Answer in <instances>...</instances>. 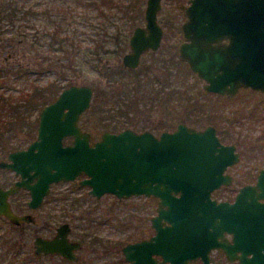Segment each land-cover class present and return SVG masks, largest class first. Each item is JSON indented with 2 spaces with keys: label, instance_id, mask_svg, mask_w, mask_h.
<instances>
[{
  "label": "water",
  "instance_id": "obj_1",
  "mask_svg": "<svg viewBox=\"0 0 264 264\" xmlns=\"http://www.w3.org/2000/svg\"><path fill=\"white\" fill-rule=\"evenodd\" d=\"M158 8L159 0L146 1L145 27L133 29L130 49L121 56L123 66L134 68L145 48L158 46ZM182 10L177 58L202 81L201 89L225 96L241 88L264 94V0H189ZM91 96L89 85L68 84L40 108L34 140L0 161V167L19 174L11 186L0 187L1 215L15 224L30 221L29 215L11 211L8 194L27 189V205L34 208L50 183L83 173L78 184L86 185L90 195L158 198L157 214L151 218L154 234L121 247L128 264H187L195 257L212 264L208 251L217 247L237 264H264V167L254 185L239 188L232 203L216 202L209 192L228 182L222 170L238 153L233 145L219 142L212 125L196 129L178 123L158 136L130 128L103 130L90 144L79 120ZM66 136L72 141L62 144ZM67 230L61 224L50 238L35 235L33 252L74 260L78 242L68 240ZM224 232L231 234L230 241ZM152 253L161 260L155 262Z\"/></svg>",
  "mask_w": 264,
  "mask_h": 264
},
{
  "label": "rangeland",
  "instance_id": "obj_2",
  "mask_svg": "<svg viewBox=\"0 0 264 264\" xmlns=\"http://www.w3.org/2000/svg\"><path fill=\"white\" fill-rule=\"evenodd\" d=\"M39 1L46 3L49 0ZM63 2L65 1L63 0ZM167 7L168 4L164 5L165 9L159 14V18L162 19L163 17L164 19V15L168 14ZM103 11L106 13V8ZM171 11L169 10V12ZM74 12L75 21L68 26L67 30H70L76 38L75 40H78L83 46L90 45L93 39L99 36L97 32L100 34L105 32L108 35L107 33L113 32L116 25L127 21L119 17L118 11H113L112 14L106 13L109 14L107 18L96 14V9L84 12L82 9L76 8ZM175 21L178 22L177 16ZM16 23L19 29L29 35L43 31L44 28H52V26L47 25L45 19L27 20L24 17L21 20L18 19ZM135 23L142 25V18L136 20ZM1 28L4 29L5 36H9L15 26L2 21ZM175 36L177 38L179 35L175 34ZM106 38L109 39L108 36ZM171 38H173L172 34L164 37L161 45L154 52L143 53L138 66L137 75H142L139 81H135L138 78L130 76L127 72L117 74L121 70L119 69L120 66H122L121 55L127 51L126 42L121 45L124 50L121 48L114 53H104L96 68L90 69L85 63H78L74 66L75 70H70L69 73L59 69V71H45L39 76H35V82L40 86H50L49 83H53L48 90L43 89L41 95L37 94L38 96L35 95L28 101L20 100L21 106L24 107L21 109L23 112L20 118L14 121L7 116L2 118L5 126L0 134V158H4L5 152L13 147L25 146V142L29 140L27 134L32 137L35 135L40 101L50 97L52 90L57 88L56 86H67L70 82L69 84L89 85L93 91L90 105L81 114L79 120L81 128L90 133V141L97 139L103 130L114 126L115 121L124 120L129 124V127L135 130L142 128L143 125L145 127L155 126L158 122L162 123L158 126L159 128L165 127L166 129H172L175 123L180 120L197 128H201L207 123L215 125L216 122L219 124V126L217 125L219 129L225 128V131L221 133L225 141L237 143V148L241 152L238 164L234 166V171L237 169L240 172L246 171L247 175V172H255L264 166V143L262 142L264 140V95L258 91L245 88L239 89L230 97L204 92L201 89L202 81L195 74L191 71H181L182 65L173 62L172 58H177L176 50L173 46L167 50V43H172ZM107 45L112 46L111 43H107ZM24 48L26 49V45L23 43H14V41H6L1 38L0 67L6 69L33 68L34 58L30 52L24 53ZM154 59H157L159 63L152 62ZM157 64H160L159 68L155 66ZM103 65L108 68L107 75H104L102 71ZM100 69L101 71H99ZM136 71H134L135 74ZM1 75L0 91L4 95L10 94L17 98L21 89L26 90V75L16 77L9 73L6 80H3ZM114 76L120 79L116 81ZM94 91L99 94L95 101ZM102 91L105 93L102 94ZM31 105H33L32 109H30ZM216 112L225 117L220 120L216 117ZM106 126L107 129H104ZM156 127L153 128L157 129ZM11 179L13 176L9 170L0 169V185L7 186ZM238 179L241 181L246 178L239 177ZM50 188L49 198L45 201L43 208L32 212L35 221L33 224L23 226V234L18 233L16 228L14 229L0 217V264H24L16 261L13 250L17 249L21 253L30 254L33 236L36 234L51 235L58 221L64 219L63 213L65 214V212L93 218L96 222V224L92 222L95 226L89 228L92 230L90 234L87 233L86 228H79L74 225L71 232L72 236L81 233L84 235L85 242H88L92 235L102 240H108L105 250L109 253L106 257L104 252L99 253L101 249L98 248L94 254H99L98 259H91V249H84L81 252V264H89V260H91L90 264H106L105 259L108 260L109 264H124L120 253L121 245L135 239L141 233H149V230H146L148 220L142 224L139 221L141 215L147 219L152 212L149 204L153 205L154 202L150 201L149 198L132 196L127 199H117L112 194H103L99 198H94L87 193L88 187L77 185L76 180L51 185ZM226 194V190H219L212 195L218 198ZM23 195L22 197L19 196V201L26 198ZM56 196L58 198L53 200ZM142 207L143 210L141 211ZM46 214L55 217L56 220L53 225H49L50 227H45L42 221ZM126 221L130 226L128 229H123L122 224H126ZM77 222L82 221H72L74 224ZM10 238L15 241V246L9 245L8 239ZM102 243L104 247L105 243ZM88 244L90 245L89 242ZM219 255L218 252L214 251L211 253V259L214 260ZM35 262L38 264H66L62 263L59 257L52 255L39 256L31 263L35 264Z\"/></svg>",
  "mask_w": 264,
  "mask_h": 264
},
{
  "label": "trees",
  "instance_id": "obj_3",
  "mask_svg": "<svg viewBox=\"0 0 264 264\" xmlns=\"http://www.w3.org/2000/svg\"><path fill=\"white\" fill-rule=\"evenodd\" d=\"M64 1L65 2H63V0H53V2H50L49 0L46 1V3H40L39 0H0V39L3 38V40L6 41H14V43H23L24 45H26V49L24 48V53L30 52L31 56H33L34 58L33 68L28 69L26 67H20L18 69H6L4 67H0V74H2L1 77L3 80L7 79L9 73L15 75L16 77L25 75L27 76L26 90L21 89L17 98H14L10 94L4 95L3 92L0 91V134L1 131H3V127L5 126L3 125L4 121L2 120L4 116L9 117V119L12 118V121L20 118V115L23 112L21 111V109L24 108L23 106H21L20 100L24 101L25 99L26 101H28L29 98H33V96L37 94L41 95L42 90H48V88L53 83H49L50 86H40L37 84V82H35V76H39V74L45 71H59V69H62V71H67L66 73H69L70 70H75L74 66L78 63H85L90 69H93L97 67V63L104 53H114L116 52V50H118V48L114 46H111L112 48L109 47L107 43L112 44L118 41L120 42L123 34L119 32H113L112 34L107 33L108 35H106L105 32H102L101 34L100 32H97L99 36L97 38H94L93 42L90 45L83 46L78 40H75L76 38L72 35L70 30H67L68 26L75 21L74 10L76 8H80L84 12H90V10L96 9V14L103 18H107L108 15L102 10V6H110L111 0ZM70 4H72V6H70ZM71 7L72 9H70ZM24 17H26L27 20L45 19V21H47V25L52 26V28H44L43 31L34 32L29 35L27 32L22 31L21 29H19V27H17L18 25L16 21L18 19L21 20ZM2 21L7 22L11 26H15L9 36H5L4 29L1 28ZM107 36L109 37V39L106 38ZM119 50L121 49L119 48ZM172 59L176 64L182 65L183 69H180L181 71L184 72L185 70L186 72H190L185 62H182L177 58V60L174 58ZM152 62L158 61L157 59H154L152 60ZM155 66L159 68L160 64H157ZM101 68L104 75H107L108 68L104 65ZM138 68L139 67L135 69H128L122 68V66H120L119 69L121 70L117 74L127 72L130 76L138 78L135 79V81H139V78L142 75H137V73L139 72ZM99 71H101V69ZM134 71H136V74ZM118 79L120 78L116 77L115 80L117 81ZM69 83L70 82H68V84ZM64 86L65 85L56 86L57 88L52 90L50 97L40 101L38 110L47 102L53 100L58 91ZM133 88L135 87L133 86ZM101 93L104 94L105 91H102ZM97 97H99V94H96V92L94 91V101ZM32 107L33 105L30 106V109H32ZM113 125L114 126H112L110 129H107V126L104 127V129L110 131H118L125 126H128L129 124H127L126 121L123 120L119 122L115 121ZM144 127L145 126L143 125L142 128ZM31 138L32 136H29V134H27V139ZM15 228L17 229L18 233H24L23 226L14 227V229ZM8 241L10 246H15V241L12 240V238L8 239ZM13 256L15 257L16 261L24 264H32L31 262H33V260L37 258L32 253L24 254L19 252L17 249L13 250ZM35 264L38 263L35 262Z\"/></svg>",
  "mask_w": 264,
  "mask_h": 264
},
{
  "label": "flooded vegetation",
  "instance_id": "obj_4",
  "mask_svg": "<svg viewBox=\"0 0 264 264\" xmlns=\"http://www.w3.org/2000/svg\"><path fill=\"white\" fill-rule=\"evenodd\" d=\"M146 1L147 0H144V2H143V0H111L110 6H108V7L107 6H102L104 9L106 8V11H107L106 13H111L112 14L113 11H118L120 13L119 17L124 18V20H127L126 22H123L122 24H119V25L115 26L113 32H119V33H121L123 35H122V38H121L120 42L118 41L116 43H112V46H114V47H116L118 49L119 48L123 49V47H121V45L126 42V48H127L126 52L129 51L130 47H129V44H128V40H129V37H130L133 29L135 27H142V28L145 27L144 11H145V8H146ZM188 3H189V0H159V8L155 12V19H156L157 24L160 27V30H161V35H160L158 46L155 49L145 48L140 53L138 64L134 68H129V67L123 66L122 63H121L122 67L123 68H128V69L137 68L139 66V64H140V58L142 57L143 53L147 52V51L154 52L161 45V42H162L163 38L168 36V35L170 36L171 34L173 36V38H171V42L172 43H170V42L167 43V46H168L167 50H170L171 47L173 46V48H174V50H176V54H177V47H178L179 43L183 40L182 39V35H181V30H180V23L184 19L182 7L184 5H187ZM167 4H168V7H167L168 8V14L164 15L165 16L164 19H163V17L161 19V18H159V14L162 13V11L165 9L164 5H167ZM142 5H143V8H141ZM171 9H172V11H171ZM169 10L171 12H169ZM176 16L178 18V22L175 21ZM139 18H142V20H143V24L142 25H139V24L135 23V21L138 20ZM113 32H110V34H112ZM125 33L127 34V36H126ZM145 33H147V32H145ZM175 34H178L179 36L176 38ZM245 89H247V88H245ZM261 94H263V93H261ZM220 96H225V95H220ZM227 97H230V96H227ZM216 117H218L221 120V118L223 119L225 116L224 115L220 116V114L216 112ZM178 123H184V124H186L188 126H192V127L196 128V129H199V128H197V127H195L193 125H190V124H188V123H186L184 121L176 122L172 129H166L165 127L159 128L158 126L162 125V123H160V122H158L155 126L144 127V128H140L138 130H135V129L129 127V125L123 127L122 129L130 128V129H132V130H134L136 132H140V131H143V130H148L152 134H154L155 136H158L161 131H171V130H173ZM214 124L215 125L207 123V124H204L203 127H205L206 125H212L214 127V131H215V134H216L219 142L224 144V145H228V144L233 145L234 146V151H236L238 153V159L235 162H233L231 164H227L225 166V168L222 170V174H227L228 175V182H222L217 187L211 189L210 192H209V197L211 199H214L216 202L225 201L227 203H232L234 201L235 195L237 194V192H238L240 187L245 186V185H254L255 184L256 176L258 174V171L264 166L258 168L255 172H251V173L247 172V175L245 173L246 171H241L240 172L238 169L236 171H234V169H235L234 166H236L238 164L241 152L237 148V145H236L237 143H234L233 141H225L224 136L221 135V133L223 131H225V128H222V130H221V129L218 128V126H219L218 123L215 122ZM79 126H80V124H79ZM153 127L154 128L156 127L157 129H154ZM203 127H201V128H203ZM80 129L81 130H85V129H82L81 126H80ZM85 131H87V130H85ZM111 132H117V131H111ZM35 136H36V132H35V135L31 139H29V140H27L25 142V146H22V147L16 146V147H13V148L9 149L7 152H5L4 158H0V161L1 160L2 161L3 160L4 161L7 160L6 159L7 158V154L10 151L26 148L27 145L32 140H34ZM94 140H96V139H94ZM94 140L90 141V133H89V143L91 144ZM23 141H25V140L23 139ZM23 141H21V142H23ZM71 141H72V137L71 136H66V137H64L62 139V144H69V143H71ZM262 142L264 143V140ZM0 169L9 170L11 172L12 176H13V179L10 180L9 184L7 186L0 185L1 188H7V187L11 186L14 183V181L19 179V174L15 173L13 170L7 169L5 167H0ZM84 176L85 175L83 173H80L73 180H76V184L79 185L78 184V180L83 178ZM239 177L240 178H246V179L240 181V179H238ZM73 180H68V181H73ZM61 182H66V181H57V182L50 183L47 193H45L43 195L41 202L34 208H31V207H29L27 205V201L29 200V194H28V190L23 188V187H19L14 192H12V193L7 195L6 199H7L8 203H9V207H10L11 211L14 212L15 214H26V215H29L30 218H31L30 221L20 222L18 224H15V223L11 222L10 220H8L5 216H3L1 214H0V217L3 218L4 222L8 223L9 225H11L13 227L27 226L29 224H33V222L35 221V217L33 216L32 212H34L35 210L43 208V206L45 204V201L50 196V193H51V190H50L51 188L50 187H51V185H55V184H58V183H61ZM79 186H86V185H79ZM219 190H226L227 194L224 195L223 197H218V198L213 197L212 194L217 192V191H219ZM87 193H88V190H87ZM22 194H24L23 196H25L26 198L22 199L21 201H19V196L22 197ZM104 194H111V193H104ZM102 195H100V196H102ZM90 196H93L94 198H99L100 197V196L96 197L94 195H90ZM113 196H115V195H113ZM132 196H134V197L143 196L144 198H146V199L149 198L150 201L154 202L153 205L149 204V207L152 209V212L149 215V217L147 219L144 217V215H141L139 217V221L141 222V224L148 220V227H146V230L148 229L149 233L148 234L141 233L140 235H138V237H136L135 239H133L131 241L125 242L123 245H125L126 243L139 241V240H142V239H148L151 235L154 234V228L151 225V218L157 214L158 198L155 197V196H152L151 194L150 195H144V194L130 195V196L121 197V198H117L116 196L115 197L117 199H127V198H130ZM55 198H58V197L57 196L54 197L53 200ZM142 210H143V207L141 208V211ZM63 217H64V219L59 220L58 223L54 226L53 233L51 235H49V236L41 235V236L50 238V237H52L55 234V229L58 226H60L61 224H66L67 227H68L67 234H66L67 237H68V240L77 241L78 242V247L73 251V253L75 254L76 258L74 260H67L63 256H61L59 254H56V253H34L33 252L32 241H31L32 252H30V253L35 255L37 258L39 256L40 257H42V256H51V255L52 256H57L62 261V263H66V264H71V263L72 264H81V259H82L81 258V252L84 249L89 250V248L91 249L90 250L91 259H98V257H99L98 255L99 254L94 255L95 252H96V249H98V248L101 249V251L99 253H103L104 252V256L105 257L107 256V253H109V251H107L105 249L107 248L108 240H102V239L98 238L97 236L92 235L90 237V239L88 240V242L90 243V245H89L87 241L85 242L84 235H82L81 233H78L77 235L72 236L71 232L73 231L72 229H73L74 225L76 227L78 226L79 228L80 227L86 228L88 234L92 233V230L89 229V228H91V227L93 228V226H95L94 224H96V222H95V220L93 218H87L86 216H80V215L76 216V215L70 214L69 212H65V214L63 213ZM56 219L58 220V218H56ZM73 220H74V222L75 221H80V220L82 222H77V223L74 224V223H72ZM42 221H43L45 227H50L49 225H53L54 221H56V220H55V217H52V216H49V215L46 214V217H44ZM92 222H94V224ZM100 223L102 224V221ZM161 223L162 224H166V221L161 220ZM122 226H123V229H128L130 224L127 223V221H126V224H122ZM223 234H224L223 236L228 241H230L231 234L230 233H226V232H224ZM36 235H38V234H36ZM102 242L105 243L104 247H103V243ZM123 245H121V247ZM121 247H120V253H121L122 260H123L124 264H128V260H126L124 258V254L121 251ZM214 251L218 252L220 255L217 256L216 259L213 260V259H211V253H213ZM92 255H94V256H92ZM150 257L152 259H154L155 262H158V261L161 260L160 255L156 254V253H152ZM105 260H106V264H109L108 260L107 259H105ZM89 261L91 263V260H89ZM208 261L210 263H212V264H237V259L229 260L226 257V254L224 253V251L221 248H219V247L211 248L208 251ZM86 262H84V263H86ZM163 264H166V263H163ZM187 264H202V262H201L199 257H195L193 259L188 260Z\"/></svg>",
  "mask_w": 264,
  "mask_h": 264
}]
</instances>
